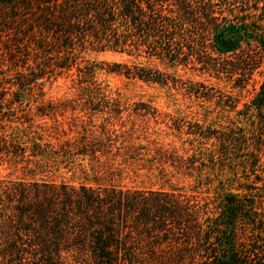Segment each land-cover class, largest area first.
Segmentation results:
<instances>
[{
    "label": "trees",
    "instance_id": "1",
    "mask_svg": "<svg viewBox=\"0 0 264 264\" xmlns=\"http://www.w3.org/2000/svg\"><path fill=\"white\" fill-rule=\"evenodd\" d=\"M259 1L0 0V166L21 173L0 176V264H264V208L256 206L264 198V69L238 107L235 95L203 83L140 62L106 63L233 112L218 127L192 125L184 156L130 144L133 122L116 131L121 93L97 81L103 62L83 58L111 50L198 65L243 90L264 62ZM58 76L74 95L44 98V84ZM64 118L79 122L76 135L54 132ZM143 155L194 172L193 188L209 192L216 181L214 199L99 183ZM62 169L82 181L47 179Z\"/></svg>",
    "mask_w": 264,
    "mask_h": 264
},
{
    "label": "rangeland",
    "instance_id": "2",
    "mask_svg": "<svg viewBox=\"0 0 264 264\" xmlns=\"http://www.w3.org/2000/svg\"><path fill=\"white\" fill-rule=\"evenodd\" d=\"M263 1H259L258 5H262ZM85 60H94L103 62L102 69H99L96 74V79L102 84H107L112 89H117L121 93V100L124 102L120 115L123 127L115 124L116 131L119 129H128L133 122L137 130L132 134L130 144L135 146H147L156 148L162 146L164 148L173 149L177 154L190 155L192 150H183L190 147L188 140L193 134L188 133L189 128L195 123L206 126L218 127V123H222L223 115L228 117L233 116V112L222 114L219 113L213 102L206 101L195 96H188L183 91L175 90L161 86L157 83L143 81L137 78L126 76L122 72L108 71L107 64L112 62L131 64L140 62L146 66H152L167 74L178 78L182 81H192L203 83L209 87L220 89L232 93L239 98L238 107L243 101H246L254 92L253 88H257L258 81L261 79L260 70L264 69V62L253 73L252 79L247 84L245 89L240 90L233 86V81H229L226 77H216L214 74H209L198 68V65H167L157 59H147L145 57H134L127 55L124 52L111 50L90 51L83 55ZM69 78L58 76L54 80L48 81L43 86L44 98H65L74 95L73 89L70 87ZM126 106V107H125ZM135 107H140L135 109ZM147 109L149 112H147ZM154 111V112H152ZM146 112V113H145ZM65 116H69L67 112ZM62 123L54 132L62 133L65 131L68 136L76 135L80 126L77 120L70 121L69 118L59 119ZM48 124L51 122L48 121ZM98 124V120L95 121ZM69 128L71 130H69ZM209 140H204L202 144L208 145ZM144 152V148L140 149ZM147 155H143L141 159L134 161V164H122L120 167L123 170L120 176H115L112 180L105 177L100 180V184H117L123 187L135 188H163V189H178L191 191L195 189L199 196L208 197L213 200L214 181L210 184L209 192H206L207 186L203 185L199 188H193L196 174L186 171L184 168L179 169L176 165L169 163L159 164L157 162L147 161ZM261 159L264 161V151L261 154ZM86 161H80L83 167L87 168ZM118 161V160H117ZM12 172L4 166H0V176H4ZM202 177L207 174L206 169H203ZM11 176H21L20 172H12ZM252 177V175L250 176ZM27 178H29L27 176ZM56 181L64 180L71 184L77 185L82 181L78 172H66L61 170L47 177ZM245 180L241 178V181ZM232 191L235 189L232 188ZM216 203L213 202V204ZM211 203V206L213 205ZM256 206L264 208V198L256 199Z\"/></svg>",
    "mask_w": 264,
    "mask_h": 264
}]
</instances>
